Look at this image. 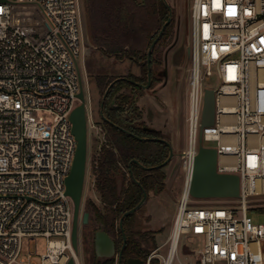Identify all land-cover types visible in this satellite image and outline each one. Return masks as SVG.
<instances>
[{
    "label": "built area",
    "instance_id": "obj_1",
    "mask_svg": "<svg viewBox=\"0 0 264 264\" xmlns=\"http://www.w3.org/2000/svg\"><path fill=\"white\" fill-rule=\"evenodd\" d=\"M80 19V0L0 2V264H82L65 194L76 151L69 117L80 90ZM189 47L183 188L171 234L145 264H175L181 235L203 240L195 264H264V225L253 223L248 203L264 196V0H192ZM214 75L217 85L205 87ZM205 89L214 91L215 113L202 143L214 144L217 173L240 180V198L211 208L189 206L188 194ZM86 118L99 133L90 107ZM24 238H44L45 252L22 258Z\"/></svg>",
    "mask_w": 264,
    "mask_h": 264
},
{
    "label": "trees",
    "instance_id": "obj_2",
    "mask_svg": "<svg viewBox=\"0 0 264 264\" xmlns=\"http://www.w3.org/2000/svg\"><path fill=\"white\" fill-rule=\"evenodd\" d=\"M82 2L92 47L106 58L116 62L129 61L140 68V76L129 74L116 82L117 77L105 68L87 71L90 75L93 73L95 86L101 96L99 105L109 85L114 82L101 109L100 123L105 129V141L91 160L93 186L100 207L89 200L86 209L93 220L94 232L103 228L114 240L118 253L123 246L119 228L121 216L140 203L143 191L149 194L155 189L160 192L165 187L164 169L155 167L168 158L169 148L161 141L167 138L158 132L144 130L140 110L135 105L136 98L142 96V89L135 83L147 84V51L167 21L169 11L162 0ZM173 28L171 20L152 50L150 89L160 82L155 75L162 66L165 51L173 43ZM123 88L129 92L120 93ZM119 177L122 182L120 192L117 183ZM142 212L140 208L123 220L126 243L122 249L121 264H126L129 258L141 259L145 263L156 247L153 236L158 231L141 230ZM86 261L88 264H116L114 259L97 262L94 256ZM150 264H159V261L153 259Z\"/></svg>",
    "mask_w": 264,
    "mask_h": 264
},
{
    "label": "rangeland",
    "instance_id": "obj_3",
    "mask_svg": "<svg viewBox=\"0 0 264 264\" xmlns=\"http://www.w3.org/2000/svg\"><path fill=\"white\" fill-rule=\"evenodd\" d=\"M172 11V20L174 26V40L178 35L177 45L169 51L168 54V68L164 66V60L162 66L158 70L157 78L160 83L155 85L154 89L147 91L142 90V96H140L136 103L140 110L143 112L142 121L145 125L149 122H154L156 125H164L161 128L167 129L169 133L159 131L167 140H169L174 148H177V153L183 152L187 144V127L186 117L188 108V68L190 61H186L185 49L188 44L189 37V6L192 0H166ZM30 10L25 11L26 15H30ZM80 30L83 43V52L77 59L78 70L81 76V84L83 87L87 112L89 107L93 112V118L97 122L99 133L95 130L88 129L87 134V163L85 172L84 188L82 193L81 208L86 209V202L92 201L100 207L99 198L96 196V192L93 186V175L91 173V160L104 141L105 129L100 123L99 115V100L100 93L98 92L93 73L90 75L87 71H94L98 67H102L108 70V72L116 77H123L129 73H132L133 64L119 63L112 59L102 56L96 52L91 45V36L89 27L85 17L84 3L80 0ZM39 29V28H38ZM173 40V41H174ZM169 78L164 85L165 75ZM167 76V77H168ZM170 78L172 83L170 82ZM218 81L214 75L212 78L206 80L203 85L208 88H214ZM163 87L161 91H155L158 88ZM172 89V90H171ZM171 93V115L166 123L164 115H168L170 108L166 107V101L168 100V94ZM78 104V102L76 103ZM170 115V114H169ZM165 120V121H164ZM155 126V127H157ZM178 145V146H177ZM209 146L213 147L214 144ZM166 176V186L160 192H150L146 203L142 206V220L141 230L155 231L162 224V229L155 234L156 246H161L169 237L171 225L168 223L170 219L173 220L177 211V201L182 192L183 181L185 173L183 171L181 156L172 158L171 162L164 169ZM189 206L200 208H211L223 206L226 203L233 202V199H195L189 197ZM249 214L255 224L264 225V196H256L248 199ZM148 206L150 207L152 217H148ZM84 209V210H85ZM152 219L154 221H152ZM91 225L93 226V220L90 218ZM151 223V224H150ZM154 227H152V226ZM79 243V238H78ZM46 242L44 238H35L28 240L24 238L22 240L21 257L26 258L30 254L42 255L45 252ZM202 246L199 239L194 236L181 235L178 242V250L174 263L189 264L193 262L189 260V254L197 251ZM78 247H80L78 245ZM261 253L264 258V239L260 242ZM86 250V249H85ZM78 258L82 264H88L86 261V255L79 248ZM167 246L161 247L159 254L163 257L166 256ZM35 255V256H36ZM35 258V257H34ZM264 261V260H263Z\"/></svg>",
    "mask_w": 264,
    "mask_h": 264
},
{
    "label": "water",
    "instance_id": "obj_4",
    "mask_svg": "<svg viewBox=\"0 0 264 264\" xmlns=\"http://www.w3.org/2000/svg\"><path fill=\"white\" fill-rule=\"evenodd\" d=\"M3 0H0L2 2ZM165 4L166 8L169 11V17L167 21L163 24L158 37L153 41L151 46L147 51V69H148V77L147 84L140 85L136 84L137 87H140L143 91H147L150 88L151 84V66H150V57L152 50L157 43L158 39L162 35L166 26L170 24L172 20V11L170 6L168 5L166 0H162ZM189 12V9H188ZM178 35H176L175 40L171 44V46L164 53V66L168 68L166 65L168 62V54L171 49H173L177 45ZM185 57L186 61H190V47H189V37L188 44L185 49ZM158 71H156V77L158 76ZM166 77L164 85L168 80V75ZM114 84L111 83L106 90L105 94L102 97V103L100 104L99 115L102 118V105L103 101L108 93L109 88ZM162 88V87H161ZM123 90L120 91L122 93ZM129 92V91H128ZM78 105L73 109L70 114L69 120L71 123V132L76 140V151L72 162V167L69 175L65 179V194L71 199L73 204V223H72V232H71V244L75 253H77V220L81 208L82 202V193L84 188L85 181V172H86V163H87V118H86V99L83 91V87L80 79V90L77 95ZM214 113H215V96L214 91L212 89L204 90L203 97V105H202V114H201V122L198 133V145H197V154L194 158L193 172L192 177L188 189V194L190 197L195 199H238L240 198V180L237 175L233 174H219L216 171V162H217V153L216 149L213 147H206L202 143V130L203 128L211 127L214 123ZM145 131L148 132H158L159 131L150 128L144 127ZM161 134V133H160ZM164 142L169 148L168 158L164 163L155 167L162 168L167 166L172 158L179 157L182 153H177V148H174L171 143L167 140H161ZM178 146V145H177ZM132 163H137L136 161H132ZM146 170H150L146 168ZM118 192L121 190L122 182L121 178L118 179ZM139 184V183H138ZM166 186V183H165ZM157 189H155L154 193L156 194ZM148 199V193L143 191V197L140 203L125 212L120 220H119V228L123 237V247L126 243V238L123 230V220L125 217L136 213L142 206L146 203ZM84 224L88 221V213H84ZM93 249L94 255L97 262H103L107 260L114 259L116 264H121L122 261V249L117 253L114 240L103 230V228L97 229L93 234ZM68 264H74L73 260L70 259ZM126 264H145L143 260L136 258H129L126 261Z\"/></svg>",
    "mask_w": 264,
    "mask_h": 264
},
{
    "label": "flooded vegetation",
    "instance_id": "obj_5",
    "mask_svg": "<svg viewBox=\"0 0 264 264\" xmlns=\"http://www.w3.org/2000/svg\"><path fill=\"white\" fill-rule=\"evenodd\" d=\"M133 66H136V65L133 64ZM136 67L139 70V75H135L133 73H129V74H132L134 76H140V68L138 66H136ZM129 74H127V75H129ZM127 75H125V76H127ZM125 76H123V77H117L114 82H116V81H118L120 79H123ZM147 77H148V69H147ZM151 78H152V74H151ZM136 84H138V83H136ZM150 86H151V84H150ZM122 90H123L122 94H127L128 93V90L126 88H123ZM138 98L139 97H137L136 100ZM135 105L138 107L136 101H135ZM99 110H100V105H99ZM139 110H140V108H139ZM140 114H141V121H142L143 119H142V111L141 110H140ZM145 127H147V126L145 125ZM165 167L166 166H164L163 169H165ZM93 183H94V177H93ZM84 209H85L84 207L83 208H80V212H79V216H78V220H77V253L76 254L78 256V254H79V251L78 250L80 248L84 252V254L86 255V258L87 259H90L93 256L95 257V255H94V249H93V239L90 240V237L92 238V236L94 234V230H93V226L91 225V222H90L91 216H90L89 212L87 211V209H85V210ZM84 213H88V221H87L86 224H84V221H83V219H84ZM147 217L150 218V215H147ZM155 231H157V230H155ZM78 238H79V243H78ZM78 245L80 247H78Z\"/></svg>",
    "mask_w": 264,
    "mask_h": 264
},
{
    "label": "crops",
    "instance_id": "obj_6",
    "mask_svg": "<svg viewBox=\"0 0 264 264\" xmlns=\"http://www.w3.org/2000/svg\"><path fill=\"white\" fill-rule=\"evenodd\" d=\"M93 48V47H92ZM94 49V48H93ZM95 50V49H94ZM96 51V50H95ZM97 52V51H96ZM99 53V52H98ZM113 60V59H112ZM116 62V61H115ZM126 62H129V61H121V62H119L120 64L122 63H126ZM130 63V62H129ZM132 73L133 74H135V75H139V70H138V68L136 67V66H134L133 67V70H132ZM168 78H169V76H168ZM170 82L172 83V81H171V78H170ZM163 88V87H162ZM161 87L160 88H158V90L156 89L155 91H161V89H162ZM172 90V89H171ZM169 92V91H168ZM168 94V100L166 101V107H169L170 109V112H168L167 114L168 115H164L165 116V118H166V123L168 122V118L170 117V116H172L171 115V112H173V111H171L172 109H171V107H172V101H171V99H172V97H171V93L169 92V93H167ZM170 114V115H169ZM142 116H144V114H143V112H142ZM165 121V120H164ZM147 127H150V128H153V129H155V130H159V131H161V132H166V133H169L168 132V130L167 129H163V128H161L162 126H164V125H156V123H154V122H149V124H147L146 125ZM155 126H157V127H155ZM169 143H171L169 140H167ZM96 196H97V198H99L98 197V195H97V193H96ZM148 215H150V217H152V214H151V210H150V207L148 206ZM152 221H154L153 219H152ZM172 222H173V220L172 219H170L169 220V224L171 225V229H172ZM151 224V223H150ZM152 226V225H151ZM153 227V226H152ZM162 224L160 225V227H158L157 228V231L159 232L161 229H162ZM154 228V227H153ZM170 234H171V230H170ZM170 236V235H169ZM187 236H191V235H187ZM154 237V241H155V235L153 236ZM169 238V237H168ZM195 238H197V239H199L200 240V242L202 243V246H203V240L201 239V238H199V237H195ZM168 240V239H167ZM167 240L162 244V245H164L166 242H167ZM161 245V246H162ZM155 246H156V242H155ZM202 246H201V248H202ZM158 247H160V246H156L155 247V249L156 248H158ZM200 248V249H201ZM199 250V249H198ZM197 250V251H198ZM197 251H194V252H192L191 254H189L188 256H189V260H192L193 259V262L192 263H189V264H195V262H196V259H195V255H194V253H196ZM263 256V255H262ZM192 258V259H191ZM263 260H264V258H263Z\"/></svg>",
    "mask_w": 264,
    "mask_h": 264
},
{
    "label": "snow or ice",
    "instance_id": "obj_7",
    "mask_svg": "<svg viewBox=\"0 0 264 264\" xmlns=\"http://www.w3.org/2000/svg\"><path fill=\"white\" fill-rule=\"evenodd\" d=\"M217 3H218V0H217ZM232 13V9L231 8H229V14H231Z\"/></svg>",
    "mask_w": 264,
    "mask_h": 264
}]
</instances>
